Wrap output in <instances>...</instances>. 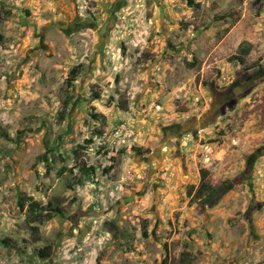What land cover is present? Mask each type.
Wrapping results in <instances>:
<instances>
[{
	"label": "rangeland",
	"instance_id": "374dc122",
	"mask_svg": "<svg viewBox=\"0 0 264 264\" xmlns=\"http://www.w3.org/2000/svg\"><path fill=\"white\" fill-rule=\"evenodd\" d=\"M0 35V264H264V75L201 124L264 0H0Z\"/></svg>",
	"mask_w": 264,
	"mask_h": 264
},
{
	"label": "flooded vegetation",
	"instance_id": "af4514ba",
	"mask_svg": "<svg viewBox=\"0 0 264 264\" xmlns=\"http://www.w3.org/2000/svg\"><path fill=\"white\" fill-rule=\"evenodd\" d=\"M87 22H90L89 19H85L83 21V24H86ZM78 25L80 26L81 23H79ZM79 28L80 27H78L77 29ZM263 75L264 69H260L252 71L247 75L238 77L233 83H231V85L227 87H222L219 90L212 87L210 90L211 94L213 95L212 105L209 111L206 113L207 121H202L201 124L205 126L210 120L214 119V116L223 115L225 113V109L234 104L235 97L253 89L257 81ZM177 128H179V126ZM199 131L200 130L197 129L196 126H192L184 130L179 128L175 133L174 140L175 142H179L183 134L190 133L191 135L195 136Z\"/></svg>",
	"mask_w": 264,
	"mask_h": 264
},
{
	"label": "trees",
	"instance_id": "16d2710c",
	"mask_svg": "<svg viewBox=\"0 0 264 264\" xmlns=\"http://www.w3.org/2000/svg\"><path fill=\"white\" fill-rule=\"evenodd\" d=\"M3 40V36L0 35V42ZM251 50V45L248 44V43H241L239 46H238V49L237 51L240 53L237 54L236 56L234 57H230L228 59L229 62H232V61H238L239 63H242V56H245V55H248L249 52ZM91 118L95 121H103L105 120V117L101 116V115H97V114H92L91 115ZM6 132L5 130L0 126V136L4 135ZM97 133L99 135H101V132L97 131ZM133 149V148H132ZM134 152L136 150V152H138V149H133ZM79 173L81 176L85 177L86 179H88L89 177H92L94 175V168L92 166H87V164L85 162H80V165H79ZM205 177V171L203 169L200 170V182L198 184V186L194 189V187H190L189 189V194H192V198L194 199H200L202 198L203 196H205L206 194H209L211 191L215 190L213 188H209V187H205L204 186V183H203V178ZM31 206H37V203H34V202H31L29 203L28 205V208H31ZM61 216V211L60 209L58 208H49L48 209V213H46L44 216H45V219L46 220H51L53 217L55 216ZM45 252V249H42L38 252V256L41 258V259H47L50 257V254H46L44 253ZM180 262V260H179ZM162 264H167V262L163 261Z\"/></svg>",
	"mask_w": 264,
	"mask_h": 264
},
{
	"label": "water",
	"instance_id": "95a60500",
	"mask_svg": "<svg viewBox=\"0 0 264 264\" xmlns=\"http://www.w3.org/2000/svg\"><path fill=\"white\" fill-rule=\"evenodd\" d=\"M54 28L59 29L60 31H62L63 33H69L68 29L65 26H52ZM202 121H207L206 115L202 118ZM261 151V150H260ZM260 151H256L255 153H253L249 159H248V165L251 164L252 161H254V159L260 154ZM247 165V167H248Z\"/></svg>",
	"mask_w": 264,
	"mask_h": 264
}]
</instances>
